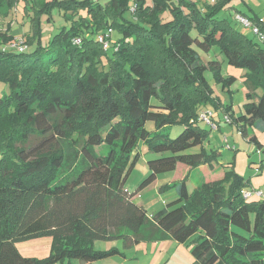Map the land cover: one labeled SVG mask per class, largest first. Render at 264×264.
I'll return each mask as SVG.
<instances>
[{
    "label": "trees",
    "instance_id": "1",
    "mask_svg": "<svg viewBox=\"0 0 264 264\" xmlns=\"http://www.w3.org/2000/svg\"><path fill=\"white\" fill-rule=\"evenodd\" d=\"M22 1L36 12L25 49L16 50L12 23L0 22V80L9 87L0 97V264H26L17 242L39 235L52 236L53 246L35 264L93 261L119 252L95 248L97 240L131 244L146 236L181 243L195 236V264H264V198L244 197L247 183L233 167L192 190L189 174L173 180L178 197L152 218L135 199L180 163L191 170L219 160V150L205 146L210 130L199 116L221 102L195 46L217 45L229 63L248 69L245 111L223 110L246 136L249 126L264 129V37L215 18L229 0L206 8L193 0H0V18ZM53 4L70 8L71 25L44 44L39 25ZM241 13L264 36V20ZM210 67L225 84L235 80L222 75L218 60ZM174 124L184 129L171 137L165 128ZM250 139L263 146L257 135ZM140 142L159 156L148 159L150 173L130 192Z\"/></svg>",
    "mask_w": 264,
    "mask_h": 264
},
{
    "label": "rangeland",
    "instance_id": "2",
    "mask_svg": "<svg viewBox=\"0 0 264 264\" xmlns=\"http://www.w3.org/2000/svg\"><path fill=\"white\" fill-rule=\"evenodd\" d=\"M193 1L201 8H206L207 4H215L213 0ZM148 3L151 4L152 0H148ZM27 6L28 8L25 7V3L22 1L7 17L0 18L1 25L3 24L2 26L4 28L8 22L12 23L13 33L16 35V42L22 40L24 37L27 39V35H31L34 29L33 18L36 12L32 6ZM132 6L133 3L131 4ZM37 7L40 8L39 5ZM66 12L71 13L70 8H63L59 4H53L50 10L43 14L39 28L42 30L44 44L49 42L53 34L65 26L71 25V19L67 18ZM241 12L264 20V0H229L218 10L215 18L224 20L226 24L232 23L239 28H243L247 34L255 37L251 29L242 27V24L237 20V13ZM80 14L86 15L87 13L86 11H81ZM168 14L169 12H166L164 17H168ZM192 34L197 36L198 32L192 30ZM94 36L97 37V34H94ZM119 36L120 33L116 31L114 41ZM23 45H26L25 40ZM195 47L199 50L202 62L207 65L205 76L208 84L213 89L212 97L216 98V102L217 100L221 102L219 106L214 103H209V105L204 106L215 111V114L220 116L218 118L221 126L220 129L213 130L203 121H200L199 125L210 130V136L205 141V146L208 149L219 150L220 155L219 160L216 162L217 165H210L205 167V169L203 168L204 170L199 168L191 169L188 178L189 188L192 190L195 186L201 185L206 180V171L208 172V181H214L223 178L224 173L222 172L225 171L227 166H231L246 181L247 186L245 189H256L264 192V129L259 125L249 126V135L246 136L236 123H228L223 119L225 115V111L223 110L224 106H232L235 116L241 115L245 111L244 104L249 101V88L246 82L248 69L229 63L217 45L212 46L209 50ZM17 49L19 48L16 47ZM110 50L111 53L113 48ZM212 60H218L220 62L221 73L224 77L233 75L235 76V80L232 83L225 84V81L218 79L216 73L210 67V61ZM8 91V84L0 80V97L8 93ZM256 93L255 99H258L261 90H257ZM146 128L150 131H155V122L153 120L147 121ZM183 129L184 125L174 124L166 127L165 131L169 132L171 137H176ZM254 134L262 142L263 146L261 148L255 141L250 139ZM106 149V146L98 148V150H102L103 152ZM138 151L140 152V157L136 161L126 181V188L130 192H135L139 189L140 183L150 173L148 159L159 156V154L151 151L145 142L139 143ZM80 166V161L74 165L76 170ZM187 167L184 163H180L176 170L160 173L155 182L138 190L135 199L137 202L146 204L150 218H152L151 216L154 211L163 207L166 201H171L178 197L176 188L169 186V181L170 179L174 180L186 176L188 174ZM214 168L215 170H213ZM68 172L70 170H65L63 174ZM261 198L254 196L249 198V200ZM146 237L131 244H126L123 238L97 240L94 242L95 248L106 250L116 247L119 252L93 261L72 258L58 261L54 264H195L196 259L192 252L195 236L190 237L183 243L172 238L158 236L156 238ZM52 246L53 237L50 235H39L17 242L18 250L23 256L29 258L26 264H35V259H42L48 256L52 250Z\"/></svg>",
    "mask_w": 264,
    "mask_h": 264
},
{
    "label": "built area",
    "instance_id": "3",
    "mask_svg": "<svg viewBox=\"0 0 264 264\" xmlns=\"http://www.w3.org/2000/svg\"><path fill=\"white\" fill-rule=\"evenodd\" d=\"M213 1H217V0H213ZM237 20L242 24V27H247L248 29H251L252 32H254L255 34H257L259 37L263 38V33L260 31L259 27L254 24L246 15H243L242 13H237ZM99 41L102 42L103 47L104 48H108L109 47V41L103 36L100 35L98 37ZM81 39L80 38H76L75 42L76 43H80ZM24 44V38H22V40H18L16 42V45L18 46V48L20 50H23L26 48L27 45H23ZM199 119L205 123H207L211 129L213 130H218L220 129V123H218L217 121V114H215V111L209 109H206L204 111H202L200 113ZM224 121L231 123L232 119L230 117V115L225 114L224 116ZM243 195L246 198H250L253 196H259L264 198V192L262 190H256V189H244L243 191Z\"/></svg>",
    "mask_w": 264,
    "mask_h": 264
},
{
    "label": "crops",
    "instance_id": "4",
    "mask_svg": "<svg viewBox=\"0 0 264 264\" xmlns=\"http://www.w3.org/2000/svg\"><path fill=\"white\" fill-rule=\"evenodd\" d=\"M219 114H220V113H219ZM224 116H225V115H224ZM224 116H223V119H224ZM219 117H220V116L217 115V118H219ZM214 164L217 165L216 163H214ZM204 167H208V166H207V165H206V166H202L201 169H203ZM216 167H217V166H216ZM184 169H185V167H184ZM187 169H188V174H189V172H190L191 170H189V167H187ZM213 170H215V168H214ZM213 172H214V171H213ZM205 173H206V177H205V179H206V180H209V179H208V174H207L208 172L206 171ZM222 173H224V171H223ZM181 178H183V177H181ZM181 178H177V179H181ZM174 180H176V179H174ZM172 181H173V179H170L169 182L171 183ZM161 186H162V185H161ZM161 186H160V187H161ZM128 191H129V190H128ZM177 195H178V194H177ZM174 200H176V199H173V200H171V201H166L165 204L163 205V207L166 206L169 202H172V201H174ZM136 201H137V200H136ZM138 203H140V202H138ZM140 204L144 205L145 208L147 209L146 204H144V203H140ZM161 208H162V207H161ZM147 210H148V209H147ZM85 264H88V263H85Z\"/></svg>",
    "mask_w": 264,
    "mask_h": 264
}]
</instances>
